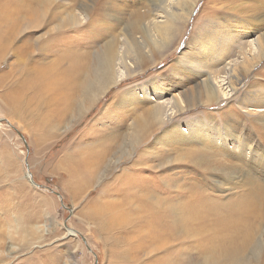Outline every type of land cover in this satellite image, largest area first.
Wrapping results in <instances>:
<instances>
[{
    "label": "rangeland",
    "instance_id": "374dc122",
    "mask_svg": "<svg viewBox=\"0 0 264 264\" xmlns=\"http://www.w3.org/2000/svg\"><path fill=\"white\" fill-rule=\"evenodd\" d=\"M254 1L253 7L248 8L249 0H198L183 32L167 46L165 53V49L157 51L155 61L147 65L145 72L113 87L80 114L76 109L69 110L64 100L52 103V94L40 86L55 82L59 84V95H71L72 77L81 68L78 57L85 47L95 57L105 44L103 35L127 33V25L136 20L135 11L139 9L137 12L147 16L160 0H53V10L38 26H29L35 17L24 12L28 5L36 7L38 0H0V119L13 126L5 121L0 123V264H203L213 256L214 253L205 250L211 237L221 233L213 231L223 221V205H219L237 197L234 195H239V185L233 189L220 188L210 173L185 159L184 146L194 148L198 145L195 142L178 147L171 143L165 147L168 152L162 146L160 137L164 132L160 130L128 154L118 153L114 157L113 153L119 132L127 122L132 123L133 112H127L131 107L137 113L139 107L172 100L173 94L186 92L188 87L194 92L204 79L193 74L186 79L172 75L197 28L204 26L208 18L243 12L250 15L256 7L264 15L259 5L262 0ZM213 7L217 12L204 17ZM71 14L76 15L75 24L58 28L62 19ZM41 16L36 15L39 19ZM143 19L141 23H147ZM252 21L254 27L258 25L264 32L260 17H253ZM138 33L134 34L133 44L144 38L143 33ZM85 40L90 43H84ZM192 68L187 67L181 75L184 77ZM263 69L264 60L254 72ZM255 73L248 76L246 85L231 98L220 104H197L177 114L175 121L201 116L219 122L235 118L241 128L253 131L254 136L264 133L262 127L259 132L256 130V113L242 109L237 99L247 84L258 81L264 85V76L258 78ZM156 78L168 86L167 95L147 103L136 98L133 104L125 105L126 112L120 108L121 100L115 97L119 91ZM160 90L162 85L156 89ZM22 93V102L16 103L15 97ZM17 130L25 136L29 150ZM162 157L171 161L161 167ZM87 163H94L96 168L98 164L110 167L92 178L84 167ZM252 170L250 173L264 183L259 169ZM29 172L45 188L35 187L27 177ZM107 208L116 210L111 219L104 212ZM167 208L173 211L168 212Z\"/></svg>",
    "mask_w": 264,
    "mask_h": 264
},
{
    "label": "bare ground",
    "instance_id": "6f19581e",
    "mask_svg": "<svg viewBox=\"0 0 264 264\" xmlns=\"http://www.w3.org/2000/svg\"><path fill=\"white\" fill-rule=\"evenodd\" d=\"M249 1H251L249 3L251 5L248 8H252V3H255V1ZM52 2L53 0H38L35 3L36 7L28 5L25 8L24 12L27 16L35 17L29 26H34V24L38 26L45 20V15L47 16L53 10ZM197 4L198 0H167V2L160 0L159 4L154 7V10L147 13V16L137 12L139 10L137 9L135 11L136 20L127 25L126 32L128 34L123 31L121 33L115 32L114 34L109 32L106 36L103 35V38L106 39L105 44L101 45L102 47L95 57L94 53L91 55L90 48L86 49L88 46L85 47L81 55L79 54L78 59L82 61V65L79 64L81 68L72 77L73 86L71 95H59L57 89L59 84L55 82H48L42 84L40 87L52 94V103L64 100L68 103L69 110L76 109L78 113L82 114L83 111L99 101L113 87L119 85L124 80L134 78L138 73L145 72L147 65L151 61H155L154 57L157 56V51L165 49V53L167 48H169L167 46L183 32L184 25L189 22V17L192 15ZM259 5L264 10V0ZM237 7L235 6V8ZM86 9L85 13L88 14L90 8L87 7ZM216 12L217 10L213 7L204 17L208 18L209 13L214 14ZM243 13L237 15L228 14L227 16L225 14L214 19L208 18L204 26L197 28L187 46V50L181 54L177 61V66L173 70L172 75L173 77L179 76L180 79H186L193 74L195 77L200 76L204 79L196 86L194 92H191V88L188 87L186 92L183 91L179 95L173 94L172 100L148 107L142 105L143 107L137 109V113L133 111L134 106L131 107L127 112H130V110L133 112L130 116L132 123L128 124L127 122L125 124V121H122L125 127L119 132L120 135L116 137L118 139L115 144L116 153L112 150L114 157L118 153L124 152V155L128 154L130 153L129 150L133 149L134 146L140 142H144L145 138L148 141V138L152 137L154 132L160 130L164 132L160 137L164 148L171 143H173L171 145L177 144L175 147L192 144L193 142L197 143L198 145H195L194 148L184 146V149L187 150L185 159L191 160L195 165L199 164L204 173H210V176L212 175L213 178L217 179L220 188L228 187L226 189H233L239 185L241 191L234 190L239 195H234V197H237L219 205L220 207L223 205L221 209L223 221L218 227H214L213 231L218 230L221 233H215L211 237V241L205 251L214 254L210 258H207L203 264H264V183H261V179L259 180L258 177L253 176V173H250L256 167L259 169L260 174L264 176V133L262 132L258 136H254V134H251L253 131L248 132L247 129L241 128L239 120L236 122L235 118H230V120L222 119L219 122L217 119L209 121L207 118H202L201 116L198 118L191 117V119L186 121H175L177 114L194 108L197 104H204V106L213 103L220 104L223 100L234 96L246 85L248 76L255 73V68L263 62L264 32L261 30L262 27L258 25L253 26L252 18L260 17L261 23H264V15L260 13L259 7L254 8L253 13L250 15H243ZM36 15L42 16L39 19ZM143 18L147 19V23H141L142 20H145ZM76 20V15L71 14L70 17L62 19L63 23L60 22L58 28H66L67 25L75 24ZM140 24L144 26L142 29L140 28ZM110 28L113 29V27ZM106 30H102V33L105 34ZM138 32L143 33L144 38L139 43L133 44L134 34ZM119 34L120 36L122 35L121 38L118 37ZM108 37L113 38L108 39ZM84 43H90V41L85 40ZM66 56L68 55L66 54ZM164 56L165 54L160 55L161 58ZM172 67L168 70H171ZM187 67L193 68L183 77L181 73ZM263 70L257 74L255 73L256 77L259 75L264 76ZM256 82L258 81L247 84L245 92L243 95L237 97V99L242 109L245 110L247 108L251 113H256V122H258L256 130L258 131L260 127L264 129V85L258 82L261 85L258 86ZM160 85H162V90L157 92L156 89ZM166 87L168 86L165 85V82L161 78H156L151 82H141V86L139 87L136 85L123 89L115 97L121 100L120 108L123 109L129 102L133 104L136 98L142 103H147L149 100L162 99L165 94H168ZM23 93L20 97H15L16 103L22 102ZM123 110L126 112V109ZM126 114L128 115V113ZM103 149L101 148V151ZM174 149L172 150L174 151ZM156 155L158 154L156 153ZM170 161V159L167 160V158L164 159L162 157L160 161L161 165L159 166L162 167ZM88 163L84 167L92 178L100 175V172L109 166L105 167L98 164V168H96L94 163L93 165ZM143 163L146 164V161L143 160ZM133 175L135 176L136 174ZM125 176H127L126 172ZM132 184L130 183L129 188H131ZM115 211L107 208L104 212L111 219ZM172 211L173 208L168 209V212ZM158 216L160 217V215Z\"/></svg>",
    "mask_w": 264,
    "mask_h": 264
},
{
    "label": "water",
    "instance_id": "95a60500",
    "mask_svg": "<svg viewBox=\"0 0 264 264\" xmlns=\"http://www.w3.org/2000/svg\"><path fill=\"white\" fill-rule=\"evenodd\" d=\"M4 121L7 122V124H9L10 126H12V125L10 124V122H8L7 120L0 119V123H1V122H4ZM12 127H13V126H12ZM17 132H18V134L21 136V138L24 140L25 145H26V148L29 150V144H28V142H27L25 136H24L19 130H17ZM27 164H28V163H27ZM27 166H28V170H29V165H27ZM27 177L30 178V182H31L35 187L45 188L44 185L38 184V183L35 181L33 175H32L30 172L27 174ZM51 191L54 192L56 195H58L60 198H62V195H61L60 193L55 192V191H53V190H51ZM65 208H67V207H65Z\"/></svg>",
    "mask_w": 264,
    "mask_h": 264
}]
</instances>
